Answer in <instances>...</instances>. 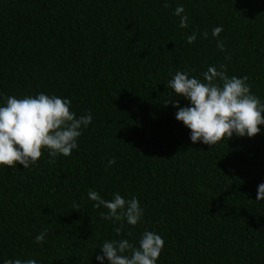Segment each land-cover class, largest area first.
<instances>
[{
	"label": "trees",
	"instance_id": "trees-1",
	"mask_svg": "<svg viewBox=\"0 0 264 264\" xmlns=\"http://www.w3.org/2000/svg\"><path fill=\"white\" fill-rule=\"evenodd\" d=\"M221 64L264 102V0H0V94L55 95L92 116L70 156L0 166V264H97L104 241L135 246L145 230L164 241L156 264H264V126L193 144L172 107L187 101L167 88L177 71L203 82ZM89 190L135 196L142 220H104Z\"/></svg>",
	"mask_w": 264,
	"mask_h": 264
},
{
	"label": "clouds",
	"instance_id": "clouds-1",
	"mask_svg": "<svg viewBox=\"0 0 264 264\" xmlns=\"http://www.w3.org/2000/svg\"><path fill=\"white\" fill-rule=\"evenodd\" d=\"M183 6L174 9L173 15L179 17V27H187V16L182 15ZM223 31L221 26L211 30L213 38ZM205 38L207 33L202 34ZM196 34L186 37V43L192 44ZM217 48L223 52L222 42ZM225 66H208L203 73V82L196 77H189L187 71H177L167 82V88L173 96L182 97L187 106L180 107L173 100L172 107L177 109L174 119L189 130V140L214 147L218 142H225L235 137L252 138L260 134L264 126V102L251 94L247 77L237 78L226 75ZM0 166L14 168V162L23 169L35 166L41 157L42 149L47 151L50 162L57 156L68 157L77 149V139L92 122L91 114L76 116L70 111V101L55 95L37 93L23 98L0 94ZM169 101L166 102V104ZM223 138V139H222ZM115 161L109 159L110 167ZM88 200L94 202L93 208L103 207L106 213L100 215L113 223L125 222L135 226L142 220L144 209L135 196L124 199L118 193L109 201L98 192L89 190ZM264 200V182L256 189V201ZM120 227L114 229L117 237ZM47 230L35 236V243L44 242ZM164 246L160 235L145 230L134 246L127 239L104 241L100 254L95 256L97 264H156ZM4 264H37L34 259L25 261L6 260Z\"/></svg>",
	"mask_w": 264,
	"mask_h": 264
}]
</instances>
